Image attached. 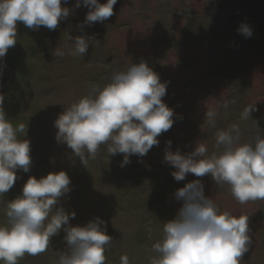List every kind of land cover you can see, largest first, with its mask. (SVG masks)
<instances>
[{"label": "clouds", "instance_id": "obj_1", "mask_svg": "<svg viewBox=\"0 0 264 264\" xmlns=\"http://www.w3.org/2000/svg\"><path fill=\"white\" fill-rule=\"evenodd\" d=\"M0 0V59L17 42V23L38 30L41 26L55 30L73 12L68 0ZM117 0H75L74 8L85 6L88 11L79 26L102 23L113 16ZM237 32L245 38L252 36V28L241 22ZM71 47L67 54L83 57L89 46L85 35L73 37L68 33ZM65 51L56 47L53 55L63 57ZM167 82L161 81L146 61L131 63L126 70L115 72L103 87L91 84L86 96L72 103L54 121L57 143L66 144L75 157L87 167L95 159L101 145H107L108 155L123 154L121 167L130 157L142 158L158 137L169 131L174 123V109L163 97ZM0 95V195L7 193L32 164L30 141L25 137L27 124H13L7 118ZM232 101L221 107L227 109ZM256 110L246 106L241 119L247 120ZM218 111L207 109L205 117L211 127L216 126ZM182 118V117H180ZM257 128L258 125L255 122ZM241 129L233 124L216 132V147L221 149L210 156L204 143L197 142L190 153L171 150L167 141L163 160L175 170L176 181L188 174L195 177L209 175L216 185L230 186L232 196L240 203L264 200V136L255 142H240ZM71 179L65 170L49 172L37 178L29 176L22 193L8 200L5 215L7 224L0 225V262L17 264L25 254L37 256L47 251L50 240L65 233L66 250L60 252L56 264H105V251L113 238L107 234L105 221L96 217L84 225H71L75 211H66L60 198L70 192ZM182 201L175 217L163 226V239L153 244L158 255L151 264H240L241 257L252 243L248 216L221 212L216 203L204 194L200 179L187 182L175 190ZM103 226V227H102ZM120 264H130L122 255Z\"/></svg>", "mask_w": 264, "mask_h": 264}, {"label": "trees", "instance_id": "obj_2", "mask_svg": "<svg viewBox=\"0 0 264 264\" xmlns=\"http://www.w3.org/2000/svg\"><path fill=\"white\" fill-rule=\"evenodd\" d=\"M207 1L208 7L200 16L195 12L184 11L181 8L183 6H171L169 0H160L164 4L161 12L167 15L183 13V18L186 21L184 26L185 39L233 49L229 52H235L240 48L236 39L241 35L237 32L241 22L247 23L252 28V32L264 36V11L259 10L256 13L257 15H250L246 13L247 2L227 6L226 3L228 2H223L226 0L222 2H219L221 0ZM101 2L103 3L105 0ZM74 5L75 0H68L67 6L73 8V12L66 20H62L55 30H49L43 26L38 30L29 29L22 22H18L17 42L15 46L8 49L7 54L3 57L4 67L0 82V95L4 97L3 107L7 118L11 119L14 126L19 123L27 124V132L24 138L30 141L32 164L27 173L19 169V179H17L14 186L4 195H0V225L7 224L5 209L8 200L15 199L22 193L23 185L29 176L39 178L46 176L49 172L67 171L66 166L62 165L60 167L62 148L60 145L64 144L57 143L55 139L57 129L54 125L55 119L64 110L63 104L61 102L50 103L54 98H61L62 84L67 80H75V77L78 76L81 81L85 80L103 87L110 82L112 75L117 72L109 67L106 68V62L113 58V56L111 57V50L98 49V45H95L94 50H91L92 48L88 46V50L83 57L67 54L68 49L71 47V42L67 39L68 33L73 37L85 35L88 38L86 33L95 29V27H101L103 24L98 22L86 25L83 28L79 26L80 24L77 26L71 24V20L75 18L76 10H78L73 7ZM62 6H65L63 0ZM211 14L214 19L209 20L208 17ZM160 15L161 13L158 16ZM223 19L226 20L227 24L226 27L223 24L226 39H224L225 34H222L223 31L220 25ZM83 21L84 19L81 20V24ZM100 30L103 31L101 28ZM184 43L171 39L168 42V47L176 49ZM56 47L64 50L66 54L63 57L54 56L53 51ZM260 55L264 58V46L260 51ZM74 64L75 67H72ZM153 67V70L159 73L158 67L154 64ZM74 69H76V72ZM239 70L238 62L233 60L223 65L213 64L211 67L210 75L220 79L230 89V95L225 101H235V103H230L227 109L221 107L220 117H216L215 127L209 126L207 119L193 121L196 108L187 101L176 99L174 94H168L162 98L170 108L174 109L175 115L172 128L180 125L185 130V143L187 145L194 136H197L200 142L207 146L209 156L222 151V148L217 149L216 147V132L230 128L235 124L234 120L239 121L241 133L244 130V124L247 123L249 129L247 132L242 133L240 142H244L246 139L254 144L255 137L262 134L260 129H254L256 127L255 119L244 120L237 114L242 106L237 99L238 90L241 87V83L239 84L236 80ZM159 76L161 81L167 82L160 74ZM167 86H169L168 82ZM189 118L192 120H189ZM193 132L195 133L194 136ZM157 155L156 146H153L146 156L138 158L136 155H132L130 157L131 162L121 167L123 154L108 155L107 145H101L95 157L97 166L95 181L99 188H90L96 190L94 192L95 198L92 201L94 205L96 204V210L93 215H88V221L96 217L101 218V210H108L109 220L112 221L118 215L120 218L118 221L121 222V225H126V218H121V216L126 217L127 213L130 219L127 223L134 226L132 227L133 234H135L134 240L140 249L144 247L143 242H147L146 239H149L147 236L150 237L151 233H160L163 238L164 224L173 219L182 206L183 202L177 200L174 196L175 190L183 187L187 182L202 178L188 174L185 180H174L171 173L175 169L164 162L163 159L160 160ZM92 161L93 159L88 160L87 167L81 164L85 167L84 171L91 179H93V171L90 168ZM76 172L78 175L80 171L77 170ZM73 175L75 177V174ZM207 176L211 178L209 175ZM211 181L216 191L223 190L224 184L216 185L212 178ZM89 205L90 203L84 206L89 207ZM69 223L79 225L82 222L75 216V218H70ZM86 223L84 222V224ZM106 231L107 234L113 237L112 230ZM64 235L63 232L62 236ZM55 237H58V235L51 238L46 252L37 256L25 254L23 258L18 260L17 264H56L60 252L54 246L56 244L54 243ZM260 243V251L262 252L260 254L264 256V235H261ZM113 244L112 240L106 248L105 257H109V253L114 251ZM61 246H63L62 251H65L66 242L64 239H62ZM148 252L152 253V256L155 253L154 250ZM0 264H3V262H0Z\"/></svg>", "mask_w": 264, "mask_h": 264}, {"label": "rangeland", "instance_id": "obj_3", "mask_svg": "<svg viewBox=\"0 0 264 264\" xmlns=\"http://www.w3.org/2000/svg\"><path fill=\"white\" fill-rule=\"evenodd\" d=\"M169 2L171 6H183L181 8L184 11L195 12L199 16L208 7L207 0H169ZM223 2H228L226 3L227 6L247 2L246 13L250 15L256 14L259 10L264 11V0H226ZM163 7L164 4L160 0H117L113 8V16L102 22L101 27H95L90 31L91 33H86L89 39V47L94 50L95 45H98V49L111 50V57L113 56V58L106 62V68L109 67L112 70L124 71L131 63H139L141 60L146 61L152 69H154V64L158 67V74L169 83L167 86L169 93L166 95L174 94L176 99L185 100L195 106L196 113L193 116V121L206 120L205 112L211 108H215L218 111L217 118L220 117L221 105L230 95V89L220 79L210 75L211 67L213 64H227L231 60L238 62L240 70L239 73L237 72L238 78L236 80L239 84L241 83V87L238 90L237 99L242 106L237 114L241 118L243 111L241 108L255 105L256 110L251 113V116L255 119L258 129L262 131L261 136H264V58L260 55L264 46V36L254 32L250 38L239 35L235 39L240 48L235 49V52H229L233 49H227L225 46L212 45L202 41L192 42V40L184 37L186 21L183 18V13H178L179 15L162 14ZM87 11L85 6L78 8L71 24L76 26L81 24V20L84 19ZM160 13L161 15L158 16ZM208 19H214V16L211 14ZM223 24L225 27L227 26L225 19L221 20L220 23L222 34H225ZM171 39L185 43L176 49H170L168 42ZM224 39H226V34ZM3 67L2 58L0 59V82ZM72 67H75V64ZM74 71L76 72V69ZM80 79L76 76L75 80H67L62 84L61 98H54L50 103L61 102L65 110L72 103L86 96L92 82L89 83ZM189 120L192 119L189 118ZM234 122L238 126L240 125L238 120H234ZM243 129L242 133L249 130L247 123L243 125ZM194 134L193 132V136ZM158 140L159 144L156 149L160 160L163 159L169 140L172 142V151L179 149L184 154L193 151L197 142H200L197 136H194L187 145L185 143V130L180 125L161 134ZM244 142L248 141L245 139ZM60 146H62L60 167L66 166L67 174H71L69 176L71 190L60 198L59 203L66 211L74 210L75 216L82 222L79 225H84V222H88V215H93L96 210V204L92 203L95 198V189L99 188L95 181L97 173L95 159L90 164L91 171H93V179H91L85 173V167L81 165L80 159L73 156L72 150L66 144ZM77 170L80 171L78 175ZM18 174L19 169L17 176ZM206 176L200 179L204 185V194L216 203L221 212L228 211L236 216H248L249 235L252 243L248 252L241 257L240 264H264V256L260 254V238L261 235H264V200L240 204L232 196L229 185L224 184L223 190L218 192L211 178L208 176L206 178ZM88 203H90L89 207L84 206ZM101 212V218L107 225L106 230H112L114 233L112 237L114 251L109 253V257H106L105 264H120L122 255L129 257L130 264H151V259L156 254L154 253L152 256V253L148 251L153 250L154 243L163 239L160 233L154 232L151 233L150 237L147 236L149 239H146L147 242H143L145 245L140 249L134 240L135 234L132 230L134 226L127 223L130 221L127 213L126 217L121 216V218H126V225H121V222L118 221V219L120 220L118 215L111 221L108 219V210H101ZM63 232L62 228L58 237L54 239V243H56L54 246L58 252L63 250V246H61L64 237L62 236Z\"/></svg>", "mask_w": 264, "mask_h": 264}]
</instances>
